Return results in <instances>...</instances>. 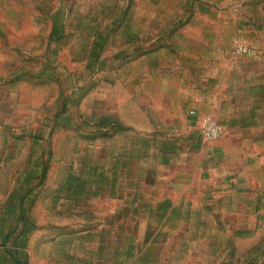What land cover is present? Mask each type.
Here are the masks:
<instances>
[{
	"label": "rangeland",
	"instance_id": "rangeland-1",
	"mask_svg": "<svg viewBox=\"0 0 264 264\" xmlns=\"http://www.w3.org/2000/svg\"><path fill=\"white\" fill-rule=\"evenodd\" d=\"M243 3L0 0V264H70L84 235L103 264L114 232L140 264H264V202L195 164L217 140L147 114L181 37Z\"/></svg>",
	"mask_w": 264,
	"mask_h": 264
},
{
	"label": "crops",
	"instance_id": "crops-1",
	"mask_svg": "<svg viewBox=\"0 0 264 264\" xmlns=\"http://www.w3.org/2000/svg\"><path fill=\"white\" fill-rule=\"evenodd\" d=\"M239 5L245 11L244 18L229 21L232 32H220L217 26L202 36L181 37L185 46L169 53L171 62L162 60V66L171 64L177 72L155 79L163 80L162 84L149 85L147 114L154 123L169 116L172 122L184 124L185 129L175 133L188 140L199 133L202 137L201 123L206 117L222 124L225 136L210 143L209 151L194 150L200 154L195 156V164L203 165L210 159L212 177L218 184L227 180L233 196H252L264 202V0H244ZM236 37L255 53L236 52ZM157 65H161L160 60ZM107 239L108 256L103 264H140L137 256L124 250L122 233L120 239L117 232ZM88 240L86 235L73 239L70 264H101L91 262Z\"/></svg>",
	"mask_w": 264,
	"mask_h": 264
},
{
	"label": "built area",
	"instance_id": "built-area-1",
	"mask_svg": "<svg viewBox=\"0 0 264 264\" xmlns=\"http://www.w3.org/2000/svg\"><path fill=\"white\" fill-rule=\"evenodd\" d=\"M236 51L240 54L252 55L255 52L243 46V44H236ZM226 134L225 127L212 118H204L201 123V135L207 141L219 140Z\"/></svg>",
	"mask_w": 264,
	"mask_h": 264
},
{
	"label": "trees",
	"instance_id": "trees-1",
	"mask_svg": "<svg viewBox=\"0 0 264 264\" xmlns=\"http://www.w3.org/2000/svg\"><path fill=\"white\" fill-rule=\"evenodd\" d=\"M12 258L16 264H24L23 262L19 261L15 256H12Z\"/></svg>",
	"mask_w": 264,
	"mask_h": 264
}]
</instances>
